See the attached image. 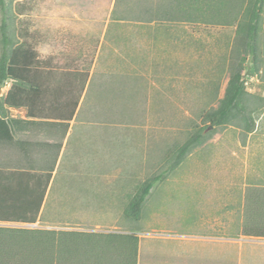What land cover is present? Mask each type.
Instances as JSON below:
<instances>
[{"label": "rangeland", "instance_id": "rangeland-1", "mask_svg": "<svg viewBox=\"0 0 264 264\" xmlns=\"http://www.w3.org/2000/svg\"><path fill=\"white\" fill-rule=\"evenodd\" d=\"M6 1L23 5L15 24L36 36L42 58L89 74L40 221L12 226L65 235L129 227L125 193L162 169L168 148L208 125L203 115L218 106L234 68L248 92L264 96V11L254 60L239 46L238 21L218 22V0H200L190 21L164 14L171 0ZM210 130L152 189L141 234H241L245 190L264 187V107L251 133L236 124Z\"/></svg>", "mask_w": 264, "mask_h": 264}, {"label": "trees", "instance_id": "trees-1", "mask_svg": "<svg viewBox=\"0 0 264 264\" xmlns=\"http://www.w3.org/2000/svg\"><path fill=\"white\" fill-rule=\"evenodd\" d=\"M199 1L171 0L164 14L190 21L202 10ZM218 3V22L229 24L237 20L239 46L256 60L264 0H218ZM23 10V5H19L17 10L6 0H0V86L10 83L6 94L0 97V125L8 130L17 121L10 117L9 108H25L26 115L32 118L60 120L54 124L60 126L62 131V144L89 74L87 71L63 72L61 65L53 64V57L42 58L36 48V36L27 29L20 30L15 24L17 11L21 13ZM244 57L245 53L241 58ZM263 107L264 96L248 92L240 67L234 68L218 106L211 107L203 115V122L208 125L195 127L182 145L168 148L162 169L147 177L134 194L125 193L130 198L124 208L123 218L125 224H130L125 229L132 232V237L96 236L95 233L65 235L54 229L12 226L36 223L42 202L16 196L7 190L0 192V223H4L0 224V264H136V232L141 230L145 203L152 189L176 170L188 153L208 139V130L236 124L245 133H251L255 126V112ZM56 160L57 153L52 156L49 171L54 169ZM49 179L46 177L42 181L38 177L0 174V186L46 188ZM124 187L127 188L126 185ZM240 226L244 237H264L263 186L246 188ZM65 236L68 238L62 239ZM152 241L156 240L142 237V258L156 250L144 245Z\"/></svg>", "mask_w": 264, "mask_h": 264}, {"label": "crops", "instance_id": "crops-1", "mask_svg": "<svg viewBox=\"0 0 264 264\" xmlns=\"http://www.w3.org/2000/svg\"><path fill=\"white\" fill-rule=\"evenodd\" d=\"M4 85H8V87L1 85L5 95L9 89V83ZM9 110L10 117L17 121L8 130L0 125V174L38 177L42 181L46 177L50 179L46 188L0 186V192L7 190L16 196L41 200L42 205L37 221L39 222L46 202L52 194L76 115L69 122L67 134L61 144L62 131L60 126L54 124L60 120L45 117L32 118L26 115L25 108H9ZM56 153L54 169L49 171L50 161ZM83 186L82 182H78L74 194L76 195L78 190L82 194L83 190L79 187ZM89 232L95 233L96 236L132 237V232L126 229L117 232ZM140 232L141 230L136 232L138 246L136 264H264V237H244L240 234V237L235 235L212 238L196 234L195 231H186L177 236H151ZM142 237L156 240L144 244L156 250L143 258L140 256Z\"/></svg>", "mask_w": 264, "mask_h": 264}, {"label": "water", "instance_id": "water-1", "mask_svg": "<svg viewBox=\"0 0 264 264\" xmlns=\"http://www.w3.org/2000/svg\"><path fill=\"white\" fill-rule=\"evenodd\" d=\"M1 92H2V88H1V86H0V95H1Z\"/></svg>", "mask_w": 264, "mask_h": 264}]
</instances>
